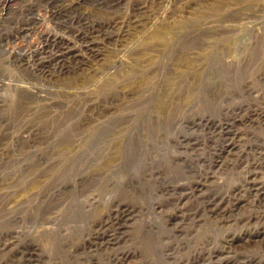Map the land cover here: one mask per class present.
I'll return each instance as SVG.
<instances>
[{
    "label": "rangeland",
    "instance_id": "1",
    "mask_svg": "<svg viewBox=\"0 0 264 264\" xmlns=\"http://www.w3.org/2000/svg\"><path fill=\"white\" fill-rule=\"evenodd\" d=\"M225 1L0 0V264H264V0Z\"/></svg>",
    "mask_w": 264,
    "mask_h": 264
},
{
    "label": "bare ground",
    "instance_id": "2",
    "mask_svg": "<svg viewBox=\"0 0 264 264\" xmlns=\"http://www.w3.org/2000/svg\"><path fill=\"white\" fill-rule=\"evenodd\" d=\"M256 2V1H255ZM252 4H251V1L250 0H231V1H229V0H227V1H225V2H221V3H214L213 5H212V12H213V14H211V15H213V17H214V19L213 20H215L216 22H218V23H226V22H240V21H246L247 19H251V17L249 18V15H248V13H245V10H246V8H247V10L248 9H250L249 7L251 6ZM254 5V4H253ZM264 5V4H263ZM256 7V6H255ZM209 8V7H208ZM207 8V9H208ZM243 8H245V10L243 9ZM253 8V7H252ZM258 10H259V8H257ZM226 11H229L228 13H225ZM255 12V11H254ZM263 13V12H262ZM210 19V18H209ZM137 20V19H136ZM135 20V21H136ZM254 20V19H253ZM258 20V19H257ZM138 21V20H137ZM136 21V22H137ZM252 21V20H251ZM140 22V21H139ZM203 22V21H202ZM215 22V23H216ZM252 23H253V21H252ZM254 23H257L256 21L254 22ZM136 24H138V23H136ZM246 24V23H245ZM245 24H242V25H244L245 26ZM134 25V24H133ZM248 25V24H247ZM246 25V26H247ZM229 26V25H228ZM256 26V25H255ZM226 27V26H225ZM230 27V26H229ZM234 28V27H233ZM237 29V28H236ZM236 29H234V30H236ZM247 29V27L244 29V31ZM257 29V28H256ZM255 30V29H254ZM161 31H163V30H161ZM232 31V30H231ZM240 31H242V30H240ZM239 31V32H240ZM257 31V30H256ZM164 32V31H163ZM230 32V31H229ZM234 32V31H233ZM247 32V31H246ZM250 32V31H249ZM255 32V31H254ZM260 32V31H259ZM257 33V32H256ZM92 34V33H91ZM164 34L165 33H156L154 36L157 38V39H159V40H163L164 39ZM240 34V33H239ZM244 34H245V32H244ZM243 34V35H244ZM248 34V33H247ZM88 35V34H87ZM230 35V34H229ZM89 36V35H88ZM247 36V35H246ZM260 36V35H259ZM96 37V36H95ZM166 37V36H165ZM215 37V36H214ZM224 37V36H223ZM97 38V37H96ZM235 39V38H234ZM241 39V38H240ZM246 39V38H245ZM69 40V39H68ZM226 40V39H225ZM84 41V44H83V46L82 47H80V53H81V51L82 50H87V52H88V54H90L91 55V57H97V60H99L98 58H100V56H101V47H100V49H99V46H98V43H97V41H95L94 39H93V37L92 38H86L85 40H83ZM215 41V40H214ZM218 41V40H217ZM258 41H260V39L258 40ZM230 42V41H229ZM96 43V44H95ZM60 44V43H59ZM59 44H57V45H55V47L56 48H58V51L56 52V53H54L53 55H52V58H51V60H49L48 62H49V65H47L48 67L50 66H52L53 64H52V60L53 59H55V60H58L59 62H61V63H63V62H65V61H70L71 59L73 60H75V59H77L76 57V55H74V54H72V51H73V48L72 47H68V46H65L66 45V43H63V41H62V43L61 44H65L64 45V47L62 48V47H58V45ZM60 44V45H61ZM237 44V43H236ZM221 45V44H220ZM205 46V45H204ZM231 46H232V44H231ZM248 46V45H247ZM219 48V47H218ZM224 48V47H223ZM239 48V47H238ZM244 48V47H243ZM228 49V48H227ZM226 49V50H227ZM230 49H232V47L230 48ZM239 49H241V48H239ZM221 51H222V49H221ZM224 51V50H223ZM85 52V51H84ZM224 54V53H223ZM222 54V55H223ZM235 54V53H234ZM69 55H71V58H69L68 56ZM81 55L84 57V61L83 62H81L82 63V67L84 66V65H89V63L91 62V57L89 58V57H87V55H86V53L85 54H83V53H81ZM221 55V54H220ZM79 58V57H78ZM221 58V57H220ZM227 58V57H226ZM50 59V58H49ZM95 59V58H94ZM227 60V59H226ZM221 61V60H220ZM229 61V60H228ZM48 62H44L43 63V65H45V64H47ZM78 62V61H77ZM223 62V61H222ZM84 63V64H83ZM231 63H232V61H231ZM81 65V64H80ZM47 66H45V68H47ZM54 66H55V64H54ZM44 67V66H43ZM86 67V66H85ZM68 68H69V66H68ZM78 68V67H77ZM44 69V68H43ZM45 70V69H44ZM82 72V71H81ZM61 73V72H60ZM62 74V73H61ZM203 74V73H202ZM204 75V74H203ZM76 78V77H75ZM261 78V77H260ZM77 82V81H76ZM111 84V83H110ZM145 85V83L144 84H139V88H140V90L141 89H143V86ZM24 86V85H23ZM147 88V87H146ZM22 90H24V92L27 94V95H25V97H23L22 98V101H23V103H24V106H28V102H29V97H30V100L32 99V98H34V95H35V92H29L28 90H27V88L26 89H24V88H22ZM148 90V89H147ZM32 91V90H31ZM138 91V90H137ZM146 92V91H145ZM137 94V93H136ZM140 94V93H139ZM132 95H134L135 96V94H132ZM142 95H144L143 93H142ZM138 96V95H137ZM139 99V98H138ZM162 100V99H161ZM134 101H135V98H134ZM144 101V100H143ZM160 101V100H159ZM145 102V101H144ZM143 104V103H142ZM160 107L159 108H163V109H165L164 107H165V104H164V102H161L160 101ZM158 104V105H159ZM102 105V104H101ZM134 105V104H133ZM133 105H131V106H133ZM136 105V104H135ZM137 105H139V104H137ZM75 106V105H74ZM73 106V107H74ZM168 106V105H167ZM131 108V107H130ZM72 109H74V108H72ZM77 109V108H76ZM128 109V108H127ZM132 109V108H131ZM162 109V110H163ZM74 111H71L70 112V114H72L71 116H75V114L73 113ZM133 114V113H132ZM132 114H130V113H128V114H120L119 116H113L111 119H109L108 120V122L106 121V122H104V123H101V126L100 125H98L99 126V129H106V130H108V129H114V130H119V131H121V130H126L127 128H129L130 126H132V124L134 123V119H132L131 117H132ZM68 116V115H67ZM101 117H102V115H101ZM126 118H128V119H126ZM67 120V119H66Z\"/></svg>",
    "mask_w": 264,
    "mask_h": 264
}]
</instances>
